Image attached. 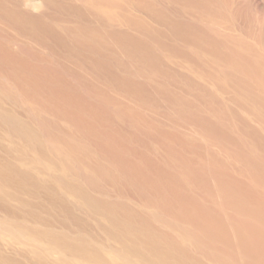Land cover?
Segmentation results:
<instances>
[{
  "label": "rangeland",
  "instance_id": "1",
  "mask_svg": "<svg viewBox=\"0 0 264 264\" xmlns=\"http://www.w3.org/2000/svg\"><path fill=\"white\" fill-rule=\"evenodd\" d=\"M131 1L140 2L143 6L137 7L135 12L125 0H0V264H139L132 253L122 255L118 241L109 236L110 232L114 233L113 227L107 219L105 222L102 217L92 213L88 201H93L94 205H98V201L120 202L115 212L119 220L120 213L123 214L122 208L126 209L125 216H132L133 213L137 215L136 211L142 212L141 216L147 218L148 225L154 224L153 228H159L162 234L175 241L178 250L173 251L168 247L169 251H165L168 257L163 259L166 264L183 259L185 253L192 260H198L199 264H212L208 259L221 258L212 252V248L215 251H245L249 246L252 250L248 248L247 253L254 252L255 256L264 257V205H261L263 208L260 205L257 208L258 203L264 202V185H254L250 178H246L241 183L242 188L236 189L237 192L232 188V183H228L229 195H215L212 191V200L208 198L209 194L199 196L196 192V199L207 200L204 205L198 204L201 216L214 218V214H220L222 223L225 221L231 226L224 223V228L218 227V231L213 226L206 234L208 237L213 234L217 243L213 242V236L212 240L207 238L211 246L205 250L201 249L199 243L193 246L185 239L186 235L177 230L165 228L161 221L166 220L160 217V210L154 211L153 207H145L140 202L146 191L134 188L135 185H123L119 180L118 169L122 163L112 165L120 157L122 159L134 155V160L142 166L139 159L141 153L145 158L154 156L160 162L164 153L163 146L168 143L173 146L172 141L166 137L175 136L181 137L179 139L182 142L195 138L197 146L208 149L214 156H227L231 162L236 161L234 154L237 142L243 147V156L250 157L253 142L248 141L251 137L239 135L237 130L247 129L242 126L243 123L253 125V107L246 95L248 79L238 73L236 67L219 60L213 49L207 50L197 43H188L186 37L181 40L170 35L161 36L159 27H164V24L167 25L173 19L187 26V34L199 37L204 32L206 40L224 45L238 65L251 69L249 74L253 78L256 77L252 73L254 70L257 74L261 72V79L264 80V0H190L193 5L187 6H184V1L130 0V3ZM148 11L152 13L151 20L145 15ZM155 12L161 16L164 24L154 19ZM120 15L133 21L135 26H143L144 33L140 35L125 26L119 28L117 25L121 23ZM93 17L98 20L94 19L91 27L99 28L100 21L106 23V17L111 19L107 24L119 30L117 33L120 39L117 41L122 43L106 42L108 38L105 43L108 49L114 50L112 57L118 59L126 71L116 68L111 61L105 62L107 76L95 77L84 72V76H76L64 71L65 61L69 64L70 61L80 62L63 57L55 39H67L66 47L72 48L70 38L83 39L80 31ZM66 28L74 32L69 33L64 30ZM49 35L51 41L47 45L49 48L45 49L43 39ZM130 35L145 50L158 56V61H154L151 56H148L150 59L139 60L140 56L146 58L147 55L138 46L126 43V36L128 39ZM156 38L159 41L156 42ZM99 40L102 38L94 41L98 47L101 43ZM95 43L90 45L95 47ZM198 43L201 44L200 41ZM164 47L174 50L173 53L176 54L164 51ZM50 51H53V57L49 56ZM83 53L87 56H82L86 59L85 63H88L89 57H94L88 52ZM79 54L77 51L76 55ZM46 67L55 70L54 74ZM32 78L43 84L32 86ZM110 79H119L121 89L111 87ZM124 80L128 81L127 84L123 83ZM191 83L194 85L192 90L189 86ZM25 86L38 91H59V95L66 99L59 96L58 101H63L65 105L59 103L57 108L53 107L44 101L47 93L43 91L41 101L39 95H31ZM125 86L138 90V95L130 96L121 91ZM202 90L213 96L217 107H213L215 110L209 111L193 99L191 91L199 93ZM64 107L68 115L85 113V130H77L79 136H88L94 132L97 137L101 135L100 139L104 135L109 139L90 142L89 139L73 137L74 127L61 117L65 115L61 111ZM211 111H219L227 121L217 120ZM56 115L60 117L56 118ZM191 116L205 124L207 122L202 119L211 121V127L202 128L191 124ZM261 131L264 137L262 127ZM222 136L227 140L222 139ZM23 139L25 140L22 141ZM136 150L139 151L138 155L132 153ZM200 150L203 153L196 149L186 152L180 145H175L172 155L164 159L175 164V171L178 172L179 163L185 160L190 163V160H198L201 155L206 157L207 151ZM263 155L261 152L260 160L264 165ZM203 165L206 162L203 164L197 161L195 173L204 174L210 180L211 174L203 171H215L219 167L211 161L204 169ZM97 167H100L99 170ZM17 174L21 176L17 179L23 183L26 191L10 187L9 179ZM102 177L115 180L117 187L114 192ZM218 181L221 182L219 179ZM211 182L207 181L209 184ZM223 183H218L217 188L223 189ZM244 192L249 194L245 195ZM255 192L256 203H252ZM243 194L245 197H241ZM240 197L246 202L248 198L249 200L246 203ZM237 201L239 206L241 204L247 208L235 205L234 202ZM233 204L237 210L235 212L234 209L231 210ZM128 207L132 209L128 211ZM253 207L260 215L254 216L257 215L255 212L252 219L249 213L254 212ZM238 211H241V216ZM231 214H234V220ZM253 225L255 228L258 225V230H263L259 231L263 237ZM250 228L257 233L254 231L253 234L252 231L249 234L247 230L251 231ZM226 230H231V233ZM232 230H237L240 238L236 239ZM239 230L241 234L245 232V235H241ZM252 234H259L258 240ZM227 236L230 242L235 240V244H230ZM217 238L221 241L218 242ZM241 239L247 241V244ZM236 240L238 245L242 242L245 246L241 245L242 248L237 245L235 248ZM252 242H256L257 247L252 246ZM207 250L208 258L204 256V251ZM231 263L229 260V264Z\"/></svg>",
  "mask_w": 264,
  "mask_h": 264
},
{
  "label": "bare ground",
  "instance_id": "2",
  "mask_svg": "<svg viewBox=\"0 0 264 264\" xmlns=\"http://www.w3.org/2000/svg\"><path fill=\"white\" fill-rule=\"evenodd\" d=\"M125 1L128 2V5L135 12L137 10V7L140 8L143 6L142 4H140V2H132L131 1V3H130V0H125ZM174 1H184L185 2L184 6H187L190 4L193 5L190 0H170V2H174ZM62 5L64 6V3ZM151 6L154 7L153 5H151ZM44 15H46V14H44ZM145 15L149 17L147 19H149V20L152 19V13L150 11H148ZM153 15H154V19H158L159 23L164 24V20L161 19V16L158 15L157 12L153 13ZM94 19L96 20L97 17H93L92 20L87 22L85 28L81 29V31H80L81 32V38H83V39H78V38L74 37L75 39L71 40V38H70V43H72L71 44L72 48L66 47L65 44H67V39L65 40L64 38L59 37V36H58L59 38L55 39L56 43H57L56 45H58V49L61 51L60 53L63 54V57L68 58V59L77 60L80 62V63H74V62L70 61V64H69L67 61H65L63 63V65H64L63 69L68 74L76 75V76H84L82 74L84 72L85 74H93V75H95V77H101V75L107 76V71L105 68H106V63H108L109 61H111V63L116 68H118L120 70H125V67L123 66V64L118 59L112 57V56H114V50H112V48L108 49L107 48L108 46L105 43L107 38H108V40L106 42H114V44L122 43V42L117 41L120 39V35H119V33H117L119 30H117L114 26L107 24V23H109L108 21H111V19H108L106 17H105V19L107 20V21H105L106 23H104L103 21H100V24L98 23L99 28L98 27L93 28V27H91V24L93 23ZM120 20H121V23H119V24L121 26L117 25L119 28L125 26L128 29H130L131 31L138 32L140 35L143 34L145 31V29H143V26H139V25L135 26V23L133 21H130L127 18H125L124 15H120ZM177 22H181V21H179V20L173 21V19H172L169 21V23H167V25L164 24V27H159V29H160L159 35L164 36V37L167 35H170L172 37L174 36L177 39H181V40H182V38L186 37L188 43H193V44L197 43L199 46L201 45L202 47H204L207 50L213 49V51L215 52V55H217L220 58L219 60H222V62L224 61L226 63V65L236 67V69H238L237 72L240 73L242 76H244L246 79H248V81H246V89H247L246 95L249 98L251 105L253 107V113L251 116V120H253L252 121L253 125L248 126V125H245V123H243L242 126L246 127L247 129L245 130L242 128L241 130H239V129H237V130H238L239 135H245V136L251 137L250 140L248 141L249 143H250V141H251V143L253 142L251 144L252 151H251L250 157L243 156V151H242L243 147L240 144H238L237 142H235L236 151L234 154L236 157V161L231 162L230 158H227V156L225 158H222L223 155H220L219 157L214 156L215 154L214 155L211 154L208 151V149L197 146V144H195V142H197V140L195 138L193 140L182 142L183 140L179 139L181 137L175 136V137H166L169 141H172L173 146L180 145L181 147H183V149L186 152L190 151L191 149H196L199 152L203 153L200 150V148H201L202 150L207 151L206 157L201 155L198 160H190V163L187 160H185V162L179 163L178 169H180V170L177 172V171H175L176 165L173 163H170L169 161L164 159V158L169 157L173 153V146L168 143L167 146H163L164 153H163V155H161L162 158L160 159V162H157L155 160L154 156H153V158L151 156L145 158L142 155V153L140 152L141 156L139 159H141V161H142V166H140L134 160L135 159L134 155L132 157L130 156L128 158H122V159L120 157L118 160L113 161L112 165L114 166L117 162H119V164L122 163L118 169L120 172L119 180H121L123 182V185H130L131 187H132V185H135L134 188H136L138 190L143 189L144 191H146L145 197L142 198L140 200V202L142 203V205L144 204L143 206H145V207H148V208L153 207L154 211H156L157 209L160 210V217H164V219L166 220V221H161L164 224L165 228H168L171 230H177L180 234L186 235V236H184L185 239L189 240L193 246H196L199 243L201 246V249L206 250V249L210 248L209 246H211L208 243L207 238L211 239V237L213 236V234H212V236L208 237L206 233L208 231H211L213 226H214V228L217 227V231H218V229H220L218 227L224 228L223 224L225 223V225H226L227 223L225 221H223L224 223H222V220H220L221 219L220 214H214V216H213L214 218H211L209 216L203 217V215L201 216L200 210H198V208H200L199 205H204V203L207 202V200L206 199H200V200L196 199V195H197L196 192H198L199 196L200 195L205 196L203 193H207V194H209L208 198H210L212 191L215 195L219 194L221 196L226 197L227 195H229L228 183L229 184L232 183V188L234 190H236V189L240 190V188H242L241 183L244 182L246 178H250L254 185H258V184L264 185V165L261 164V160H260V159H262L261 158V152L264 153V137H263V132L261 131V127L264 129V80L261 79V77H262L261 72H258V74H257L253 70L252 73H254L256 75V77L253 78L249 74V72H251V69L243 68L240 65H238L236 63V61L234 60V57L230 56L231 55L230 52L225 50L224 45L216 44L214 41H212L210 39L206 40L204 37V35H205L204 32L199 37L196 35L192 36L190 34H187V33H185V31H187V26H183ZM64 30L65 31L68 30L69 33L74 32L70 28H66ZM54 31H55V28H54ZM45 33H48V31L45 30ZM127 33H129V32H127ZM124 35H127V34H124ZM124 35H121V36H124ZM50 38H51V35H49L43 39V48H45V49L49 48L47 45H49V41H51ZM97 38H102V40H99L101 42L100 47H98V45L94 42ZM145 38H149V37L145 36ZM120 41H123V39H121ZM125 41H126V43H129L131 45L138 46L140 51L142 50L147 55L146 58H143L142 56H140L139 60H147V59H150L148 56H151L154 59V61H156V62L158 61L159 57L158 56L156 57V55L154 56L153 54H151L150 52L145 50L143 48V45L141 43H139L138 41H136V38H132L130 35V36H128V39H127V36H126ZM157 41H159L158 38H156V42ZM198 41H200L201 44H199ZM92 43H95L96 46L93 47L92 45H90ZM104 43H105V45H103ZM73 47H75V49ZM163 50L168 51L170 53L174 52V50H170V49L165 48V47L163 48ZM77 51H79V53H80L79 55H76ZM83 52H88V53L94 55V57H89L88 59H90V60H87L88 63H85L86 59H84L82 56H86V55ZM173 54H176V53H173ZM49 56H51V57L54 56L53 51L49 52ZM63 57L61 58L62 60H63ZM148 63H152V62H148ZM142 65H143V63H142ZM46 68L51 70L52 73L54 74L55 70L50 69L49 67H46ZM49 70H47V71H49ZM51 71H49V72H51ZM76 73H79V74H76ZM149 73H151V72H149ZM18 77L20 78V75ZM25 78H26V76L23 77V79H25ZM227 78H229V77H227ZM110 81L112 82L111 87H114L116 90L121 89L120 84H122V83L119 79H110ZM17 82L18 81L16 80V83ZM127 82L128 81H125V80L123 81V83H126V84H127ZM39 83L40 82H38L36 79L32 78V84H31L32 86L35 84H38V85L43 84V83H41V84H39ZM126 84H124V85H126ZM128 84H130V83H128ZM18 86L20 88L22 87L20 85H18ZM189 86H190L191 90L194 89L193 83L189 84ZM24 88H27L28 90H30L31 95L32 94L39 95V98L41 101H43V96L41 97V94H43V91H44L45 93H47V95H46L47 98H45L44 101L48 102L53 107H56V105H58L59 103L64 104L63 101H58L59 96L62 99H66L62 95H59V94H61V92H59V91H49V90L48 91H45V90L38 91V90L30 89L27 86H25ZM121 91H123L124 93H127V95H130V96L138 95V90H135L134 88L129 89L127 86H125V89H122ZM139 93H140V91H139ZM191 93H192L193 99L196 100L197 102H199V104H201V106L206 108L207 110H209V111L215 110L213 108L214 106H215V108H217L216 105L214 104L213 96H209L205 91L202 90V91H199V93H193V91H191ZM242 100H244V99H242ZM220 102H222V101H220ZM246 104H248V103H246ZM242 105H244V104L242 103ZM249 107H250V105H249ZM245 109H247V108H245ZM225 110H227V109H225ZM61 111H62V113H65V115L61 116V117H63V119L65 121H67L71 126H73L74 127L73 129H75V131H73V135H72L73 137L83 138L84 140L89 139L90 142L98 140L101 138V135H99V137H97V134H95L94 132H91L88 136L83 135V134L79 136L77 130L83 131V130H85V126H86V125L85 126L83 125V122L85 121V118H83V115L85 114L84 112H75V115L72 116V115L67 114L68 112L66 111V107H64V110H61ZM174 113L179 115L177 112H174ZM211 113H213L212 114L213 116L217 117V120H219L221 122L227 121L226 119H224L222 117V115H221V113H219V111L218 112L211 111ZM53 116H55V115H53ZM58 117H60V116L56 115V118H58ZM240 118L241 117H239V119ZM151 119H153V118H151ZM190 120H191L190 121L191 124L199 125L202 128L205 126H209L211 124V121H209V120L202 119V120L207 122V124H205V123L201 122V120H199V119H196V118L194 119L193 116L190 117ZM256 125H258V126H256ZM175 127L177 128V126H175ZM209 127H211V126H209ZM93 130H94V128H93ZM86 131L90 132V130H88L87 128H86ZM187 134H189V133H187ZM189 136L191 137L190 134H189ZM107 139H109V137L107 135H104V137L102 139H100V141L101 140L105 141ZM222 139H225V141L227 140L223 136H222ZM24 140L25 139H23L22 141H24ZM174 140H176L177 142ZM161 141H162V139H161ZM232 143H230V144H232ZM24 144H25V142H24ZM246 145H249V144L247 143ZM148 152L150 153L151 151H148ZM132 153H136L135 155H138L137 153H139V151L136 150ZM252 153H254V154H252ZM227 159L229 161H227ZM197 161H201V163H203V164L206 162V165L208 163H210V161H211L214 164H216L219 168H216L215 171L214 170L203 171V169L205 168L204 166H206V165H203V167H202L203 169L200 168V171H203L205 174L206 173L211 174L210 180H208L203 173L202 174L204 176L199 174V173H195L196 172L195 170L198 167ZM167 163H170V164L165 166ZM99 168L100 167H97L98 170H99ZM104 170L107 171V169H104ZM12 171H13V169H12ZM1 175H2V173L0 171V176ZM17 177L20 178L21 176L17 174V175H15L14 178L9 179L8 183L10 184V187L13 189L20 190V191H26L23 187V183L21 181H19V179H17ZM218 179L221 180V182H219ZM103 180L105 182L107 181L106 183H108L110 185V187L112 186L111 188H112V191L114 192L115 188L117 187L115 185V184H117L115 182V180L112 178H103ZM207 181H209V182L214 181V182H211V184H209V183H207ZM233 181H235V183L238 182L237 186L235 183H233ZM222 182H224L223 183V189L220 187L218 189L217 184L218 183L222 184ZM243 190L245 191V189H243ZM102 193H103V191H102ZM102 193L99 192V194H102ZM245 193L249 194L248 192H244V194ZM255 194H256V192L254 193V197L251 200L252 203L255 202L254 201L255 197H256ZM243 195H241V197H245L246 194L244 196ZM109 196H111V195H109ZM239 196H240V194H239ZM222 200H224V198H222ZM241 200H245V199L241 198ZM248 200H249V198H248ZM248 200H247V202H248ZM238 201L234 202V204L237 205ZM261 201H262V199H261ZM88 202H89L88 207L91 208L92 213H95L99 217H102V219L105 222L107 219L109 221V223L111 224V227H113L114 233H112L113 231L110 232L109 236L111 238L115 239L116 241H118V243L120 244L119 249L121 250L122 255L126 254V253H132L135 257H137L139 264H166L163 261V259L168 257V255L165 253V251H169L168 247L173 249V251L178 250L177 246L175 245L174 239L171 240L170 237L168 238L167 236L162 234L160 232L159 228L158 229L153 228L154 224L149 223V225H148L147 218L144 216H141L142 212L136 211L137 215H135V213H133V214H131L132 216H130V215L125 216L126 209L122 208L123 214L120 213L121 218L119 220V218H117V216L115 215V212L117 211L116 208L120 202L102 203V202L98 201V205H94L93 201H88ZM245 202H246V200H245ZM251 202H249V203H251ZM231 203L232 202H230V204ZM240 203H241V201H240ZM234 204H233V207L231 210L234 209V212H235L237 210H235ZM253 205L255 206V204H253ZM259 205L263 206L264 202L258 203L257 208L259 207ZM238 206H239V204H238ZM240 206L242 207L243 205L240 204ZM244 207H245V205L243 206L242 209L247 208V206L245 208ZM130 209H132V208H129V207L127 208L128 211ZM238 209H240V208H238ZM254 209H255L254 212L249 213L250 214L249 217L256 214L255 212H257V215H254V216L258 217L260 215V214L258 215V210H256V208H254ZM240 212L241 211H238L239 215L241 214ZM246 212H248V211H246ZM242 213H244V210ZM263 213H264V211H263ZM236 215H238V214H236ZM231 218H232V220H234V214L232 215ZM260 218H262V217H260ZM263 218H264V216H263ZM254 219H255V217H254ZM237 220H238V218H237ZM259 221H261V220H258V222ZM230 222H232V221H230ZM230 222H228V223H230ZM241 222H242V220H241ZM261 223H263V222H261ZM256 224H258V223H256ZM227 226H229V225L227 224ZM229 227H231V226H229ZM240 228H242V227H240ZM246 228H248V225ZM254 228H255V226H254ZM256 228H257V230H256ZM256 228H255V230L257 232L263 231V230H258V228H259L258 225ZM250 229H252V228H250ZM237 230H238V228H237ZM240 230H239V233H240ZM214 231H216V230L214 229ZM226 231L228 232V230H226ZM233 231L235 232V234H233V236L235 235V238L236 237L240 238V236L237 234V232L235 230H232V232ZM252 231H253V229L251 231L247 230L248 233L249 232L252 233ZM254 231H253V234H254ZM221 232H223V231H221ZM229 232L231 233V230ZM215 233H217V232H215ZM244 233L243 234L240 233V234L245 235ZM251 233H249V234H251ZM259 233H260V235L262 234V232H259ZM236 235H238V236H236ZM260 235L258 234V236H254V235L253 236L257 238ZM224 236H226V235H224ZM224 236H222V237L225 238ZM214 237L215 236L212 237L213 240H214ZM254 237H253V240H255ZM262 237H260V239ZM227 238H228V236L226 237V239ZM230 238L231 237L229 236V239ZM232 238H234V237H232ZM238 238H236V239H238ZM263 239H261V240H263ZM217 240H218V242L221 241L218 238H217ZM256 240H258V238ZM227 241L230 242L228 239H227ZM234 241H231L232 244H235V243H233ZM213 242H216V241L214 240ZM231 242H230V244H231ZM236 242H237V240H236ZM242 242H244L245 245L247 244V241L245 242L242 240ZM242 242L240 245H238L239 242H237V244L234 245V247L237 245L238 246H241V245L245 246L244 243L242 244ZM216 243H215V245H216ZM253 245L255 247L256 242H254V243L252 242V246ZM223 247H224V245H223ZM229 247L232 249L231 245H229ZM247 247L249 248V246H247ZM238 248L240 249V247H238ZM219 249H221V248H219ZM226 249H227V247H226ZM249 249L252 250L251 248H249ZM212 250H214L212 252H214L215 255H218L221 257V258H216V259H212V258L208 259L212 264H229V260L232 261L231 264H264V257L255 256L254 255L255 253L252 251L251 252L253 254L247 253L246 250L244 251L243 249H240V251H236V249H235V251H231V250L230 251L229 250L223 251L222 249H221L222 251H220V250L215 251V249L212 248ZM242 250H243V252H242ZM259 250H258V252H259ZM207 252H208V250L204 251V256L206 258H208ZM209 252L211 254V251H209ZM262 253H260V254H262ZM187 257H188V260H187ZM189 257H190V259H189ZM197 261H195L194 259L192 260L191 256L187 255V253H185V257L183 259H180L178 261H173L170 264H173V263H175V264H179V263L199 264Z\"/></svg>",
  "mask_w": 264,
  "mask_h": 264
}]
</instances>
